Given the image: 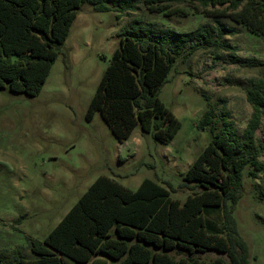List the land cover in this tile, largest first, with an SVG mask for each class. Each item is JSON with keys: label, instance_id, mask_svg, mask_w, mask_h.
I'll use <instances>...</instances> for the list:
<instances>
[{"label": "trees", "instance_id": "trees-1", "mask_svg": "<svg viewBox=\"0 0 264 264\" xmlns=\"http://www.w3.org/2000/svg\"><path fill=\"white\" fill-rule=\"evenodd\" d=\"M140 1L149 12L167 16L188 15L180 4H189L212 23L188 32L155 23L127 29L89 115L99 112L120 141L140 126L170 143L182 123L159 93L187 42L231 48L218 39L236 33L223 18L264 36V0H0V88L38 95L86 2L96 10L110 9V2L124 13ZM196 48L193 43L190 51ZM245 63L263 67V76L247 88L251 117L240 131L230 111L217 116L209 106L199 126L210 130L211 139L184 174L183 186L194 190L184 201L150 178L134 190L101 175L43 241L30 240L37 258L27 259L18 249L15 261L0 257V264H249L234 210L244 192L245 170L253 178L264 170V145L256 134L264 117V61L250 57ZM217 212L220 221L213 218ZM210 250L229 259L196 256ZM173 252L187 255L177 258Z\"/></svg>", "mask_w": 264, "mask_h": 264}, {"label": "rangeland", "instance_id": "rangeland-1", "mask_svg": "<svg viewBox=\"0 0 264 264\" xmlns=\"http://www.w3.org/2000/svg\"><path fill=\"white\" fill-rule=\"evenodd\" d=\"M107 4L108 10L82 5L38 95L0 88V257L6 262L16 260L18 249L37 258L30 240L43 241L101 175L134 190L150 178L184 201L194 191L183 186L184 174L211 139L210 130L199 126L209 106L217 116L230 111L240 131L251 117L247 88L263 76V67L245 60L264 61V36L223 18L236 33L215 39L232 47L187 42L161 87L160 98L182 123L172 141L160 142L140 126L128 139H117L99 112L89 115V107L125 31L155 23L188 32L212 18L189 4H180L189 10L186 16L149 12L142 1L124 13ZM193 43L197 48L190 51ZM256 134L264 145V117ZM263 192L264 170L253 178L246 169L234 216L249 264H264ZM213 218L220 221V213ZM196 256L229 259L213 250Z\"/></svg>", "mask_w": 264, "mask_h": 264}]
</instances>
